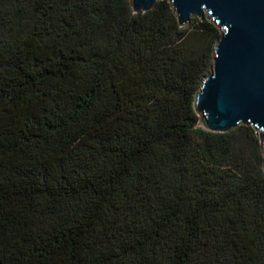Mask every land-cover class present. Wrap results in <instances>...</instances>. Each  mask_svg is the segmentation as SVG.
I'll use <instances>...</instances> for the list:
<instances>
[{"label": "trees", "instance_id": "obj_1", "mask_svg": "<svg viewBox=\"0 0 264 264\" xmlns=\"http://www.w3.org/2000/svg\"><path fill=\"white\" fill-rule=\"evenodd\" d=\"M217 30L167 0H0V264H264L258 135L193 109Z\"/></svg>", "mask_w": 264, "mask_h": 264}, {"label": "water", "instance_id": "obj_2", "mask_svg": "<svg viewBox=\"0 0 264 264\" xmlns=\"http://www.w3.org/2000/svg\"><path fill=\"white\" fill-rule=\"evenodd\" d=\"M157 1L130 0V6L143 14ZM167 1L180 27L206 16L220 32L211 69L194 94L199 127L223 134L250 126L264 155V0Z\"/></svg>", "mask_w": 264, "mask_h": 264}, {"label": "rangeland", "instance_id": "obj_3", "mask_svg": "<svg viewBox=\"0 0 264 264\" xmlns=\"http://www.w3.org/2000/svg\"><path fill=\"white\" fill-rule=\"evenodd\" d=\"M199 19H201V20H204V19H205V20H208V21L212 22V21L209 20L206 16H203V17H201V18H199ZM212 23H213V22H212ZM189 24H190V22H189ZM189 24H188V25H189ZM213 24H214V23H213ZM188 25H187V26H188ZM187 26H186V27H187ZM215 26L218 28L217 25H215ZM217 31H218V35H219V33H220V32H219V29H218ZM210 35H211V37L213 38L212 34H210ZM207 39H208V37H207ZM208 40H209V39H208ZM212 40H213V39H212ZM212 46H215V44H213ZM209 71H210V70H209Z\"/></svg>", "mask_w": 264, "mask_h": 264}]
</instances>
